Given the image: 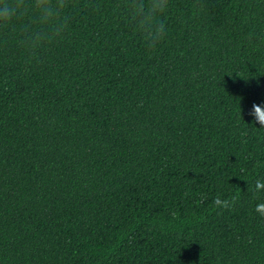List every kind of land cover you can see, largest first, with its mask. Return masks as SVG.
Wrapping results in <instances>:
<instances>
[{
  "label": "trees",
  "instance_id": "1",
  "mask_svg": "<svg viewBox=\"0 0 264 264\" xmlns=\"http://www.w3.org/2000/svg\"><path fill=\"white\" fill-rule=\"evenodd\" d=\"M124 4L0 26V264H264V0H170L154 49Z\"/></svg>",
  "mask_w": 264,
  "mask_h": 264
},
{
  "label": "clouds",
  "instance_id": "2",
  "mask_svg": "<svg viewBox=\"0 0 264 264\" xmlns=\"http://www.w3.org/2000/svg\"><path fill=\"white\" fill-rule=\"evenodd\" d=\"M170 0H125L124 9L129 21L144 40L145 46L154 49L167 36V26L161 17L167 12ZM75 7V0H0V26H10L14 21L25 16L34 15V19L23 26L20 43L32 57L47 44L62 39L69 28V17L66 9ZM255 119L252 124L264 128V107L253 105ZM255 192L264 191V180L258 179ZM231 201H215L218 207L227 208ZM264 209V202L257 205Z\"/></svg>",
  "mask_w": 264,
  "mask_h": 264
}]
</instances>
